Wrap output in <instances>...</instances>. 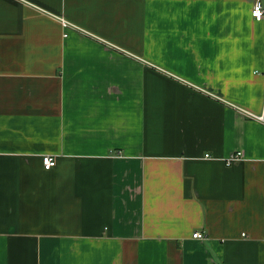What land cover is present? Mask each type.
Here are the masks:
<instances>
[{
  "label": "crops",
  "instance_id": "crops-1",
  "mask_svg": "<svg viewBox=\"0 0 264 264\" xmlns=\"http://www.w3.org/2000/svg\"><path fill=\"white\" fill-rule=\"evenodd\" d=\"M252 1L0 0V264H264Z\"/></svg>",
  "mask_w": 264,
  "mask_h": 264
},
{
  "label": "built area",
  "instance_id": "built-area-1",
  "mask_svg": "<svg viewBox=\"0 0 264 264\" xmlns=\"http://www.w3.org/2000/svg\"><path fill=\"white\" fill-rule=\"evenodd\" d=\"M252 4H253L252 17L257 22H264V0H253ZM62 24H63L64 28H68V26H69L68 22H66L64 19H62ZM248 116L255 119V120H258V121L264 123V114H262L260 116L248 114ZM206 158L211 159L212 157L207 155ZM243 158H244V156L242 153L234 154L230 158H228L227 164H228V166H232L233 164L243 160ZM42 162H43V167L46 171H50V170L54 169L57 165L56 159L54 157H51V156L44 157L42 159ZM193 238L197 239V240H204L206 238V236L201 232H196V233H194Z\"/></svg>",
  "mask_w": 264,
  "mask_h": 264
}]
</instances>
